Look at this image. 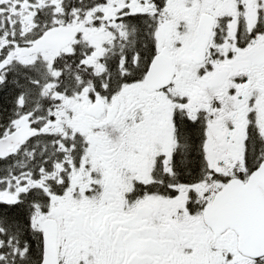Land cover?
Masks as SVG:
<instances>
[{"label": "snow or ice", "instance_id": "6c2138e0", "mask_svg": "<svg viewBox=\"0 0 264 264\" xmlns=\"http://www.w3.org/2000/svg\"><path fill=\"white\" fill-rule=\"evenodd\" d=\"M0 264H264V0H0Z\"/></svg>", "mask_w": 264, "mask_h": 264}]
</instances>
